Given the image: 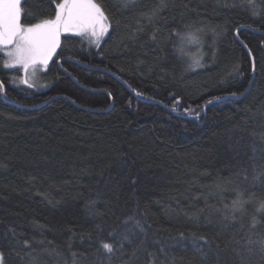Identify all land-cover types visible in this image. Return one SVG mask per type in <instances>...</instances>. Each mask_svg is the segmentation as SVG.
I'll return each instance as SVG.
<instances>
[{"label":"trees","instance_id":"obj_1","mask_svg":"<svg viewBox=\"0 0 264 264\" xmlns=\"http://www.w3.org/2000/svg\"><path fill=\"white\" fill-rule=\"evenodd\" d=\"M97 2L107 36H62L44 87L0 62L3 264H125L136 246L131 264H264V0ZM22 6V23L55 9Z\"/></svg>","mask_w":264,"mask_h":264},{"label":"snow or ice","instance_id":"obj_2","mask_svg":"<svg viewBox=\"0 0 264 264\" xmlns=\"http://www.w3.org/2000/svg\"><path fill=\"white\" fill-rule=\"evenodd\" d=\"M24 3H27V0H24ZM52 3L55 4L53 15L39 17L31 23H22V15H27L22 0H0V56L3 57L0 62L3 68L18 69L22 73V76H12L13 83L19 80V83L26 87L34 88L32 81L37 78L38 72L47 69L53 58L58 55L62 36L73 34L85 37L89 44L99 48L109 31L110 17L106 15L104 5L97 0H52ZM255 14L254 12L253 15ZM195 63L204 67L200 60ZM3 93L4 83L0 82V94ZM136 94L140 95L139 92ZM176 103L178 105L179 100ZM207 103H212V100ZM172 110L175 112L177 109L174 107ZM258 175L264 176V169H261ZM233 204L239 210L240 200H234ZM193 239L207 243L203 236L196 238L193 235ZM123 241L131 243L125 235L122 239H113L111 243L102 242L101 246L107 253L114 254L116 251H123ZM261 244L264 250V242ZM138 250L139 246L132 249L130 259L125 264H131Z\"/></svg>","mask_w":264,"mask_h":264},{"label":"rangeland","instance_id":"obj_3","mask_svg":"<svg viewBox=\"0 0 264 264\" xmlns=\"http://www.w3.org/2000/svg\"><path fill=\"white\" fill-rule=\"evenodd\" d=\"M109 32V31H108ZM108 34V33H107ZM107 34L104 36V38L107 36ZM73 35V34H71ZM85 38V37H84ZM103 38V39H104ZM199 44L197 43L196 39L192 38V37H186L184 39V42H183V46L185 47V49H187L188 51H191L192 49L196 48ZM199 47V46H198ZM58 51V50H57ZM192 57V56H191ZM48 69V68H47ZM47 69L45 70H41L38 72V75H37V78H35L32 82L35 84V87L34 89H37L39 87H44L45 86V77H44V74L46 73ZM21 86H25L21 83H17ZM26 87V86H25ZM1 256V255H0ZM0 264H3L2 262V259H0Z\"/></svg>","mask_w":264,"mask_h":264},{"label":"clouds","instance_id":"obj_4","mask_svg":"<svg viewBox=\"0 0 264 264\" xmlns=\"http://www.w3.org/2000/svg\"><path fill=\"white\" fill-rule=\"evenodd\" d=\"M193 35H194L193 33H189L188 37H192ZM185 67H186V69L191 70V68H192L191 62L186 63Z\"/></svg>","mask_w":264,"mask_h":264}]
</instances>
